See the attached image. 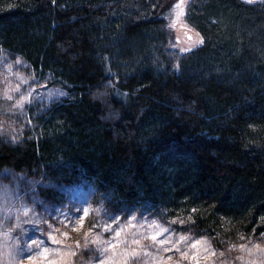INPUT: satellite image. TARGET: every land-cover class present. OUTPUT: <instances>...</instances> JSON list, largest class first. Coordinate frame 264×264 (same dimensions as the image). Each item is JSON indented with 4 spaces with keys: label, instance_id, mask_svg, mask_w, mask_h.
<instances>
[{
    "label": "trees",
    "instance_id": "16d2710c",
    "mask_svg": "<svg viewBox=\"0 0 264 264\" xmlns=\"http://www.w3.org/2000/svg\"><path fill=\"white\" fill-rule=\"evenodd\" d=\"M174 1L0 0V48L68 92L38 138L0 133V170L88 179L213 244L228 223L264 237V0H191L203 42L182 53Z\"/></svg>",
    "mask_w": 264,
    "mask_h": 264
},
{
    "label": "rangeland",
    "instance_id": "374dc122",
    "mask_svg": "<svg viewBox=\"0 0 264 264\" xmlns=\"http://www.w3.org/2000/svg\"><path fill=\"white\" fill-rule=\"evenodd\" d=\"M191 0H175L169 16L172 47L203 42L189 24ZM256 2L259 0H244ZM67 90L0 48V133L12 142L36 139L42 116ZM91 182H62L40 173L0 170V264H264V237L228 223L213 244L146 210L111 209ZM52 193V194H51Z\"/></svg>",
    "mask_w": 264,
    "mask_h": 264
}]
</instances>
